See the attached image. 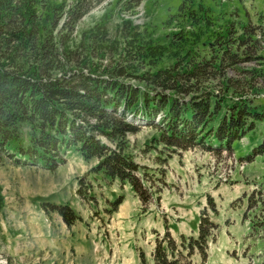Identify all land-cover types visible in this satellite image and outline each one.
Masks as SVG:
<instances>
[{"label":"rangeland","instance_id":"rangeland-1","mask_svg":"<svg viewBox=\"0 0 264 264\" xmlns=\"http://www.w3.org/2000/svg\"><path fill=\"white\" fill-rule=\"evenodd\" d=\"M33 2L37 18L54 6L47 27L68 40V59L63 43L55 50L57 66L85 54L99 71L196 66L179 91L153 92L181 103L208 97L211 113L202 136L175 141L161 105L152 118L119 108L129 130H92L98 154L85 158L77 143L50 168L17 165L0 149V264H153L158 245L172 247L178 264H264V0ZM148 49L157 55L143 57ZM116 79L144 89L131 74ZM237 106L246 108L243 132L212 141L210 117ZM110 155L127 161L121 172L103 170ZM59 204L74 213L72 224ZM200 232L205 256L190 245Z\"/></svg>","mask_w":264,"mask_h":264},{"label":"trees","instance_id":"trees-1","mask_svg":"<svg viewBox=\"0 0 264 264\" xmlns=\"http://www.w3.org/2000/svg\"><path fill=\"white\" fill-rule=\"evenodd\" d=\"M53 8L52 5L46 6L50 16L37 18L33 0H0V149L15 164H38L50 168L63 161L59 156L63 148L77 143L81 144L85 158L98 154L100 145L92 130L113 126L122 135L130 128L115 116L119 108L131 113L143 112L152 118L155 109L161 105L173 140L176 141L180 135L189 141L202 136L197 128L201 130L203 126L201 132L205 131L204 121L208 117L205 120L204 117L211 113L208 97L204 100L192 97L181 103L174 95L153 92L154 88L170 87L179 91L182 87L180 78L190 80L196 74V66L181 69L162 66L152 72L137 74L129 71V66L117 65L108 71L105 68L99 71L93 63L86 61L87 54L81 56L83 59L79 62L76 59L69 65L61 60L57 66L53 58L61 43V57L68 59L70 54L66 47L68 40L65 42L60 36H53L47 27ZM53 41L57 46L52 44ZM155 55L150 49L142 54L143 57ZM106 72L110 78L101 76ZM125 74L139 78L144 89L116 79ZM170 77L172 81H164ZM245 111V107L237 106L235 113L225 117L212 115L209 119L211 124L207 127L210 130L215 126L217 135L210 137L211 140L216 142L219 137L232 135L236 138L246 125L243 121ZM89 119L98 123L89 125ZM124 163L127 161L119 155H110L101 161L105 166L103 170L107 172H121L120 164ZM52 206L67 224H72L74 213L67 205ZM202 229L203 222L200 231ZM206 237L207 233L200 232L190 242L204 256ZM170 250L173 248L156 246L153 264H178L170 257Z\"/></svg>","mask_w":264,"mask_h":264}]
</instances>
